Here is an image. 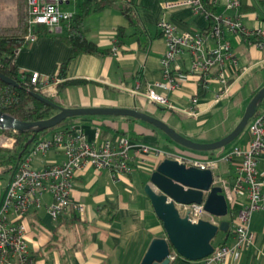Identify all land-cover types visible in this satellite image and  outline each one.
Listing matches in <instances>:
<instances>
[{
	"label": "crops",
	"instance_id": "crops-1",
	"mask_svg": "<svg viewBox=\"0 0 264 264\" xmlns=\"http://www.w3.org/2000/svg\"><path fill=\"white\" fill-rule=\"evenodd\" d=\"M10 1L2 0L0 14H3V11L15 14ZM87 1L91 0H67L60 4L59 8L74 15L79 13L80 6ZM184 1L116 0L100 10H90L82 20L86 37L98 49L106 50V53H78L71 57V48L61 39L65 33L61 24L55 32L39 33V29L35 42L25 43L18 49L14 64L20 71L35 72L40 77H46L56 73L58 66L71 57L64 78L51 76L52 81L45 89L44 94L52 96L54 104L64 108L133 109L162 120L193 142H214L232 130L249 99L264 85L263 81H260L254 87L250 84L246 93L238 90L239 82L244 81L247 74L264 65V47L258 48L252 43L257 41V38L251 33L245 41L240 35L224 30L223 38L228 42L235 60L234 65L227 63L225 66L229 74L226 96L214 102V93L217 90L214 74L209 76L210 80L205 88L196 84V77L188 72L190 59L185 51L176 56L173 64L182 72L180 83L174 90H166L159 65L165 43L156 29V20L163 17L170 21L177 34L203 33L208 27L206 18L192 11ZM208 1L212 4L213 14L236 17L248 31L259 29L264 33L263 0H237L238 7L235 9L225 7L228 0ZM118 2L129 5L135 19L133 24H129L122 15L117 7ZM12 19L11 23L15 25V17ZM4 22L5 18L0 15V24ZM117 28L123 29L119 43H116ZM261 40H264V37ZM114 45L116 50L112 52ZM205 45L212 46V41L206 38ZM187 61L188 66H185ZM67 79H76L79 82L56 89L57 83ZM148 88L167 98L172 108L166 109L150 102L146 97ZM197 91L202 92L199 97L195 96ZM236 93L238 98L235 100ZM194 96L195 114L188 116L186 111ZM263 99L264 97L256 109L258 113L264 110V107L259 108L264 104ZM233 106L238 113L231 116L226 127L224 122L217 123L213 119V115L223 107L231 110ZM102 119L113 121L118 130L125 131L124 137L131 146L128 150L130 170L118 181H113L105 169H94L88 165L80 171L71 181L70 198L73 202L83 204L84 212L81 216L66 211L51 220L46 212L51 197L48 194L42 195L40 205L30 208L22 218L26 247L33 257L34 264H139L150 240L154 237H164L161 223L155 217L143 192L151 170L162 158L153 153H141L137 146L143 144L166 150L168 148L163 140L168 139L151 125L152 128L143 121L126 116L79 115L71 125L75 129L79 128L86 140L93 141L95 129L98 128L100 132L96 122ZM48 134L50 132L45 136ZM109 134L110 138L113 137L112 131ZM247 141L248 133L245 129L232 143L230 142L228 148L222 147L217 154L212 152V156L218 158L216 167L211 171L215 179L231 185L237 159L232 157L225 161L220 157L234 146H245ZM200 154L208 155L202 152ZM62 160V153L50 148L44 154L34 156L30 164L33 168L40 169ZM256 170L260 185L264 188V153L257 157ZM245 201L242 194L237 195L232 204L227 202L230 209L228 228L231 234L225 236L223 232H217L216 235H220L213 241L214 245L234 244L231 216ZM248 229L252 235V245L239 250L235 260L228 258L226 264H264V208L251 214ZM170 256H173L170 264L201 263V260L188 261L174 253Z\"/></svg>",
	"mask_w": 264,
	"mask_h": 264
},
{
	"label": "built area",
	"instance_id": "built-area-1",
	"mask_svg": "<svg viewBox=\"0 0 264 264\" xmlns=\"http://www.w3.org/2000/svg\"><path fill=\"white\" fill-rule=\"evenodd\" d=\"M67 0H25L26 31L23 36L25 43L36 41L40 28L55 32L61 24L67 22L71 15L59 8ZM192 11L200 13L208 21V27L202 32H184L177 34L174 25L163 17L156 20L155 26L164 40L165 50L159 60L160 74L164 79V87L172 91L178 87L182 72L174 67V60L185 51L190 59L189 73L196 77L197 85L205 88L209 83V76L214 74L217 90L214 93V102L228 91L226 65L235 64L229 44L223 38L224 30L240 35L243 40L251 33L257 41L252 42L258 48L264 47V33L255 29L248 31L236 17L209 14L203 10L201 0H185ZM227 9L238 7L237 0H228ZM212 41V46L205 45V39ZM116 50V45L111 51ZM52 77H40L37 73H30L29 82L33 90L44 93ZM56 82V80H55ZM55 84V83H54ZM159 86V84H156ZM146 97L150 102L171 109L167 98L148 88ZM196 97L191 98L190 106L186 111L193 116ZM248 141L243 147H232L220 157L228 160L232 157L237 161L234 164L231 185L213 177L212 185L219 186L224 195L226 204L235 202L237 195L245 196V204L234 210L233 230L235 242L231 246L221 245L213 249L210 255L201 260L200 264L216 262L226 264L228 258L235 260L239 250L247 249L252 245V235L248 229L250 216L254 211L264 208V188L261 187L256 170L257 157L264 153V110L256 114L246 125ZM3 139V138H2ZM0 138V141H2ZM12 143V138L6 137ZM5 143L7 148L11 145ZM8 145V146H7ZM127 138L116 136L112 139L99 138L98 128L94 131L93 141H88L84 133L71 125L44 135L33 143L16 165L9 179L4 185L0 183V264H34L33 257L28 251L25 242V226L23 216L32 207L40 205L41 196L48 194L50 203L46 212L55 220L60 214L72 211L78 216L84 212L83 204L73 202L70 198L72 179L86 166L94 169H105L113 181H118L122 175L129 172L130 148ZM141 153H153L161 158H170L185 166L212 171L218 158H189L174 151L153 148L139 144ZM59 150L63 160L58 163L47 164L40 169L31 166L30 161L36 155L44 154L48 149ZM178 213L191 222L199 219L216 224L217 219L203 210L200 204H175ZM228 208V207H227ZM173 259V256H169Z\"/></svg>",
	"mask_w": 264,
	"mask_h": 264
},
{
	"label": "water",
	"instance_id": "water-1",
	"mask_svg": "<svg viewBox=\"0 0 264 264\" xmlns=\"http://www.w3.org/2000/svg\"><path fill=\"white\" fill-rule=\"evenodd\" d=\"M0 81L6 85L17 86L16 82L0 73ZM35 98L51 104L57 113L53 116L31 122L15 119L0 110V129L12 131L39 132L56 126L60 121L79 115L126 116L143 121L159 130L166 138L190 151H212L232 142L242 132L248 120L254 115L260 100L264 97V85L250 98L245 109L230 132L210 143L190 141L162 120L143 112L124 108H64L47 98L32 94ZM26 146V145H25ZM24 146V147H25ZM173 151L170 149H166ZM213 175L209 169L185 166L174 159L162 158L151 170L148 183L143 186L155 217L160 221L164 237L150 240L139 264H170V254L174 253L188 261H199L213 251L211 240L217 232L228 230L227 204L219 186L212 185ZM203 210L215 217L217 223L204 219L191 222L186 215L181 216L175 204H200Z\"/></svg>",
	"mask_w": 264,
	"mask_h": 264
},
{
	"label": "trees",
	"instance_id": "trees-1",
	"mask_svg": "<svg viewBox=\"0 0 264 264\" xmlns=\"http://www.w3.org/2000/svg\"><path fill=\"white\" fill-rule=\"evenodd\" d=\"M115 1L116 0L87 1L80 6V11L78 14L71 15L70 19L67 22L63 23L65 33L64 36L61 37V39L69 48H71V57L78 53L102 54L107 52L106 50L98 49L96 45L86 37V29L83 27L82 20L90 10H100L107 5L113 4ZM201 2L203 10L205 12L209 14L213 13L212 4L210 1L204 0ZM262 5L264 6V0L262 1ZM117 7L122 15L127 19L128 23L133 24L135 19L129 5L123 2H118ZM14 9L16 15V24L13 27H0V73L14 80L17 86L6 85L0 81V110L11 115L15 119L24 122L46 119L56 114L57 109H55L51 104L35 98L32 94L43 96L51 102L52 96H47L40 91L33 90V86L29 82L30 73L20 71L14 64L15 55L18 49L25 45V41L23 38L26 31L25 0H14ZM43 32L46 33L43 28H40L39 33ZM122 33V28L116 29V43L120 42L119 38ZM69 59L58 66V71L56 73L54 72L49 76L63 79ZM76 82H79V80H64L62 83L56 84V89L64 87L66 85L75 84ZM201 93V91H197L195 93V96L199 97ZM256 109L253 116L258 114ZM76 118L77 116L65 118L56 126L39 132L0 129V134L10 137L13 140L10 148H0V175L8 174L9 179L16 165L21 161L23 155L35 141L44 136L46 133H52L56 131L58 128H69ZM251 118L248 120V122L251 120ZM96 125L100 129V139H112L116 136H125V131L118 130V128L115 127L114 122L111 120H97ZM245 129L246 126L242 131H244ZM110 131H112L113 135V137L111 138L109 137ZM191 152H194L193 155L197 156L198 158H217L212 156V151H208V155H201V152L198 151ZM229 215L230 209L228 208L227 215L224 219L230 223ZM230 234L231 230L228 228L224 235L228 236ZM213 239L211 240L213 249L222 245H214Z\"/></svg>",
	"mask_w": 264,
	"mask_h": 264
},
{
	"label": "rangeland",
	"instance_id": "rangeland-1",
	"mask_svg": "<svg viewBox=\"0 0 264 264\" xmlns=\"http://www.w3.org/2000/svg\"><path fill=\"white\" fill-rule=\"evenodd\" d=\"M1 2H2V0H0V8H2V3ZM10 4L12 6V11H13V9H14V0H11L10 1ZM14 12H15V9H14ZM0 15H2L3 16V19L5 18V20H6V22L0 24V25H2V27H13L14 26L11 23L12 22L11 20H13L12 17H15V19H16V15L15 14L12 15V13L10 14V13H8L6 11H3V14H0ZM185 66H188V61L186 62ZM260 81H263V83H264V65L253 69L249 74H247L246 77L244 78V81L239 82V85H238L239 89L238 88L237 89L240 92L246 93V90H247V88H248V86L250 84L252 85V87H254L255 84L258 83V82H260ZM237 89H236V92L239 93ZM237 93L235 94V100H236V97L238 98ZM233 105H234V102H233ZM263 107H264V104L262 106L261 105L259 106L260 109H263ZM236 113H238V112H237V109L235 108V106H233V109H231V110H229V109L227 110L225 107H223L221 110L217 111L213 115V119L217 123H219L220 121L224 122V125L226 127L228 125V121L231 118V116L234 115V114H236ZM161 135L164 138L166 137L164 134H161ZM6 137L7 136H5L3 134H0V138L1 139L3 138L2 141H0V148H7L5 146V143L7 142L6 141L7 139H5ZM183 137L185 138V136H183ZM189 139L190 138H188V140ZM163 141H164L163 142L164 145L168 149L173 150L177 154H180V155H183V156H186V157H189V158H198L197 156L193 155L194 152L192 153L190 150L184 149L181 146L175 144L174 142H172L170 140H163ZM231 143H228L227 145H225L224 148H228ZM222 149H223L222 147L221 148H217V149L212 150V152H213V154H217ZM199 152L207 153L208 151H199ZM7 180H8V174H1L0 175V183H1V185H4L7 182ZM219 235L220 234H218V235L215 236L214 242H215V240L218 239Z\"/></svg>",
	"mask_w": 264,
	"mask_h": 264
}]
</instances>
